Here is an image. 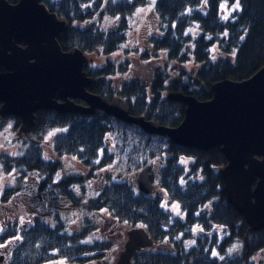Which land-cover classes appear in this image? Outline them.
Instances as JSON below:
<instances>
[{
    "label": "trees",
    "instance_id": "16d2710c",
    "mask_svg": "<svg viewBox=\"0 0 264 264\" xmlns=\"http://www.w3.org/2000/svg\"><path fill=\"white\" fill-rule=\"evenodd\" d=\"M41 2L69 23L57 38L63 51L78 47L103 56L100 65L89 60L84 65L93 79L88 90L108 98L119 96L129 114L160 125L175 127L184 117L185 105L167 99V93L208 100L215 82L242 81L264 66V0H239V8L235 7L237 0ZM149 3L158 32L147 36L148 49L139 55L143 72L138 76L128 59L114 60L109 55L122 49L129 52L123 47L128 33L138 12ZM223 5L231 8L228 18L222 15L226 12ZM55 129L58 131L52 133ZM47 136L52 155L45 158L40 146ZM22 141L27 147L21 154L0 153V167L14 173L15 181L0 192V202L33 197L39 203L35 192H44L49 198L47 190L59 185L72 200L73 185L81 186L98 172L107 171L110 174L101 194L91 206L108 208L116 224L125 223L128 229L143 227L154 242V247L137 252L131 264H264V228L253 231L227 202L220 174L226 159L219 147H182L100 110L92 115L39 110L28 139ZM63 157L75 159L86 172L58 180L55 175L63 167ZM156 158L162 163L156 178L150 175V182L158 184L160 193L146 195L133 183L134 172L153 166ZM112 166L124 176L122 180H114ZM29 174L36 179L32 184L27 181ZM166 200L177 201L181 217L163 207ZM35 209L37 213L25 221L27 225L16 221L0 230V245L10 247L6 264H98L113 246L97 237L83 242L86 227L69 233L66 222L61 223L55 214L49 221ZM79 209V217L85 219L87 208L79 203Z\"/></svg>",
    "mask_w": 264,
    "mask_h": 264
},
{
    "label": "water",
    "instance_id": "95a60500",
    "mask_svg": "<svg viewBox=\"0 0 264 264\" xmlns=\"http://www.w3.org/2000/svg\"><path fill=\"white\" fill-rule=\"evenodd\" d=\"M69 23L50 12L41 0H0V118L15 116L16 133L28 136L35 112L92 115L97 110L137 125L147 134L168 137L174 144L208 150L219 147L226 159L220 174L227 202L253 231L264 228V66L242 81L224 79L212 85V97L169 92L166 98L185 105L179 125L168 127L143 116H133L119 96L92 93V77L84 71L86 53L78 47L63 51L57 42ZM85 103L78 104L75 100ZM150 166L135 178L138 191L150 194ZM153 240L143 227L126 231L115 264H131Z\"/></svg>",
    "mask_w": 264,
    "mask_h": 264
},
{
    "label": "rangeland",
    "instance_id": "374dc122",
    "mask_svg": "<svg viewBox=\"0 0 264 264\" xmlns=\"http://www.w3.org/2000/svg\"><path fill=\"white\" fill-rule=\"evenodd\" d=\"M225 8L226 12H223L222 15L224 18H228L231 13V8L223 5V10H225ZM136 19L137 21L132 25L128 33V42L123 46L125 49L129 50V52H124L122 49V51H119L115 54H110L109 58L114 60L128 59L131 62V71L134 74L138 73V76H140V73L143 72V61L140 60V52L148 49L146 42L148 34L158 32V21L154 14L152 3H149V5L140 10L136 15ZM86 58L93 65H100L104 62L103 56L99 58L95 54L86 53ZM52 131L57 132L58 130ZM48 137L49 136L44 139V143L40 146L42 156L45 158L51 157L52 155L51 144ZM21 140L22 139H16L15 131L11 125H6L5 122L0 125V153H7L10 155L21 154L24 150H26L27 147V145ZM61 160L63 161V167L58 173H56V177L59 179L63 178L65 175L80 176L86 172L85 169L78 163V161L73 158L63 157L61 158ZM161 163V159L156 158L153 161L154 169L152 171V175L154 178H156V173ZM112 167L111 171L113 178L115 180H122V177L124 176L120 177L118 170L115 167ZM137 173L138 171L134 172V184ZM13 174L14 173H6L3 168L0 167V192L3 191L6 187L14 185L15 181ZM109 174L110 173L107 171L105 172V174L98 172L95 176L96 178H93V180L84 181V192L77 193L78 197L82 199L83 203L85 199L89 198L90 196L96 195L97 189L101 188L102 177H107ZM37 177L39 179V176ZM27 181L32 184L34 181H36V179L34 177L32 178V175L29 174V176H27ZM156 185L158 184H154V186ZM156 187L158 188V186ZM35 193L37 194L38 192ZM153 194L155 193H152L151 195ZM32 199L33 197H24L16 201L9 200L8 202H0V230L8 225L14 224L16 221L21 226L27 225V223L25 224V221L22 218L28 220L29 217L33 216V214L35 215L37 211H32L35 207H37V210L39 209L38 214H41L43 216V213L45 214L43 204H40L38 202L36 203ZM165 202L163 203V207L165 209L170 210L173 216L181 217V209L177 201L166 200ZM74 213L75 210L73 209L62 214V219L64 222H66L68 227L74 228L75 220L72 218V215H74ZM45 217V220H49L50 218L47 214H45ZM108 223H110V218H107L106 226ZM127 229L128 226H126L125 223H117L111 230L109 229L107 234L104 233L102 235L103 237H101V239L111 241L113 243V246L109 251L106 252L105 256L98 264H114L119 254L118 247L123 241L124 231H126ZM94 237H98L96 233L94 234ZM156 249H164V247L156 246ZM235 250L237 251V249ZM254 262L257 263V259L254 258Z\"/></svg>",
    "mask_w": 264,
    "mask_h": 264
},
{
    "label": "flooded vegetation",
    "instance_id": "af4514ba",
    "mask_svg": "<svg viewBox=\"0 0 264 264\" xmlns=\"http://www.w3.org/2000/svg\"><path fill=\"white\" fill-rule=\"evenodd\" d=\"M77 100H79V99H77ZM77 100H75L76 103H78ZM79 101H81V100H79ZM78 104H82V103H78ZM83 104L85 105L84 102H83ZM4 122L6 125L12 126V128L15 131V135H16V133L20 127V124H21L20 119L15 117V116H6V117L0 118V125L3 124ZM52 132H55V131H52ZM28 136H24L21 139L22 140L26 139V138L28 139ZM17 140H19V139H17ZM101 154L102 153H99V157L101 156ZM153 169H154V166H151V170H150V174H149V180H150V175L152 174ZM59 171H57L56 173H58ZM106 178L107 177H105V176L102 177L101 188L97 189V193L95 196H90L89 198L85 199V200H87L86 203H83L82 199H80L78 197V194H77V193H83L84 192V184L81 186L73 185V187L70 188V196H71L73 201L71 199H69L66 196V194H64V189L60 185L53 187V190H51V189L47 190L46 194L47 195H48V193L50 194L49 198H48V196H45L44 192L43 193H37L36 195L40 199L39 203L43 204V206H44L45 214H47L48 217H50L49 221H51V218H52L51 215L55 214V216L58 217L59 221L61 223H63L62 214L74 209L75 213H74V215H72V218L75 220L74 228H72V227L69 228L68 226H65V227H67L66 230L69 233H73V232L77 233L78 231H80V229L83 230V228L86 227V235L82 238V240H83V242L90 243L94 240V238H95L94 234L95 233L98 236L97 238L101 239V237H103L102 235L104 233L107 234L109 229L111 230L116 225V221L112 219L110 210L108 208L98 206L97 209H93V207L91 206L92 200L94 198H97L98 196H100V194H101L100 191L104 185L103 183H104ZM57 179L59 180V178H57ZM91 180H93V179H90L88 181H91ZM135 184H136V181H135ZM136 188H137V186H136ZM153 193L159 194L160 189L157 188L156 186H154L153 187ZM146 195H148V194H146ZM79 203H80V205H84L87 208V213H86L87 216L85 219H83V217L78 216V213L80 210L79 209ZM89 207H92V208H89ZM32 211H36L35 208ZM52 212H53V214H52ZM45 214L43 213L44 219H45ZM94 215L98 216V219L96 221L94 220V217H93ZM107 218H110V223L107 224L108 228L106 226ZM22 219L24 221H28V220H25L24 218H22ZM60 222L58 223L60 225L59 233L61 232V229H62ZM64 224H65V222H64ZM9 254H10V247L5 246V245H1L0 246V264H6V262H4V259L8 258Z\"/></svg>",
    "mask_w": 264,
    "mask_h": 264
},
{
    "label": "snow or ice",
    "instance_id": "6c2138e0",
    "mask_svg": "<svg viewBox=\"0 0 264 264\" xmlns=\"http://www.w3.org/2000/svg\"><path fill=\"white\" fill-rule=\"evenodd\" d=\"M239 6H240V5H239V0H237V3H236V5H235V7H236V8H239Z\"/></svg>",
    "mask_w": 264,
    "mask_h": 264
}]
</instances>
